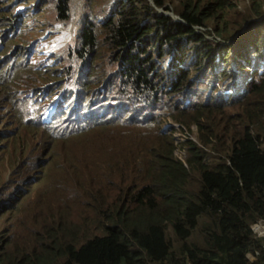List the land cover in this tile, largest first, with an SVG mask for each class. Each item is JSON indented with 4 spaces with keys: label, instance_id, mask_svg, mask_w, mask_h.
<instances>
[{
    "label": "trees",
    "instance_id": "16d2710c",
    "mask_svg": "<svg viewBox=\"0 0 264 264\" xmlns=\"http://www.w3.org/2000/svg\"><path fill=\"white\" fill-rule=\"evenodd\" d=\"M50 1L61 16L68 13L70 0ZM155 2L162 5V0ZM86 3L82 6L85 10ZM249 5L250 14L241 17L238 27L264 15V0H249ZM115 7L100 23L86 13L79 43L71 48L72 69L65 63L59 82L31 87L30 98L15 100L13 96L17 88L26 90L19 86L26 81L22 77L25 65H0V105L7 97L20 124L48 132L59 125L72 104L100 95L105 88L136 103L155 101L163 90L183 97L193 92L195 81L204 79L206 85L197 105L190 109L170 106L163 111L175 120L195 123L201 145L186 143L185 167L173 156L170 137L159 130L150 138L127 127L116 130L120 142L111 139L107 143L115 132L107 126L111 121L69 135L51 134L54 142L70 136L107 137L96 140L101 144L92 152L106 156L103 172L99 176L87 172L89 183L83 185L91 197L88 221L81 233L75 231L68 208V217L66 212L58 219L50 214L24 234L19 220L16 237L31 249L13 256L4 246L0 260L9 259L8 264H264V236L251 230L254 222L264 220V78L256 71L260 67L264 73V18L250 22L224 44L215 38L207 40L191 27L213 25L215 34L227 40L232 32L225 34L226 29L217 26L225 9L220 0L202 4L179 0L176 10L183 21L161 15L145 0H119ZM9 17H0V35L11 24ZM144 17L152 21H143ZM6 39L9 43L14 37ZM104 45L114 59L101 74L93 69L89 75V67L95 68L101 61L98 51ZM154 49L172 57L165 74L152 66L150 53ZM182 51L188 52L185 59L192 54L194 62L176 68ZM245 64L255 67L247 81ZM92 76L96 78L94 86H90ZM51 107L50 121L45 123ZM133 131L144 137L130 136ZM16 133L0 131V150L6 148L2 137ZM83 145L89 147L90 142L83 141ZM115 153H120V159L111 162ZM61 173L62 178L77 176L74 164L62 168ZM56 183L55 187L61 188V183ZM44 196L31 210L35 219L49 206L52 212L54 205H64L61 198L46 202ZM247 253L254 258H248Z\"/></svg>",
    "mask_w": 264,
    "mask_h": 264
},
{
    "label": "clouds",
    "instance_id": "9594fccd",
    "mask_svg": "<svg viewBox=\"0 0 264 264\" xmlns=\"http://www.w3.org/2000/svg\"><path fill=\"white\" fill-rule=\"evenodd\" d=\"M17 1L21 3L24 2V0H17ZM31 1L32 2L35 1L32 4V6H36L41 0H31ZM118 1L119 0H113L110 3L108 10L106 12H108L110 9H112L113 11V7L116 8L115 6ZM146 3L155 11H157L155 9V7H157L156 6L157 3L155 2V0L153 1L154 4H150L148 2ZM26 6L27 5H25V8L19 7L16 10V12L13 13V15L11 14L6 15L13 17L12 18L9 17V19H11V24L6 25L2 32L3 36L0 35V54L4 55V59L6 61L1 65L8 67L11 64L19 62L14 60V58L20 57L21 63L33 64L40 69V68L54 66L56 64V60H63L65 61V63H68L71 70L74 62L73 61L74 53L71 52V48H73L79 43L78 41L79 31L84 21V18L86 17V13L89 12L92 18L99 17L100 15L94 16V11L90 7H88L87 10L83 9L82 6L79 7L76 10L78 16L76 22V31L74 30L75 33L77 32V42L75 41L74 43H70L65 41L67 32L63 31L62 28L64 26V23L70 21L71 17L74 16L75 14L74 7L69 8L68 6L66 10L69 9L70 10L68 11V13H63V15L65 14L64 17L63 15L61 16V12L57 10L59 14V18L63 21V22H58L61 24V31L64 32L62 33L63 34V37L61 38L62 41H60L57 47H54L49 52L43 54L44 57L42 59H39L33 63L31 62V59H33V57L38 56L34 53L35 43L36 41L38 43L41 42L40 37L38 36L32 37L26 45H20L13 42L8 43L6 39V37L8 36L16 37L17 35H19V33L22 31L23 28L22 25L24 24V21L28 17L30 16L32 17L31 13L27 12ZM158 6L160 10L165 8V6L162 5H158ZM33 10H35V8H33ZM166 11H168V9L165 8L164 12ZM157 12L160 13L161 15L167 16L166 14L161 13L159 11ZM111 13L112 12L106 14V16ZM263 18L264 15L258 18H251L245 21L239 27L237 25L236 29L234 28V30H231L232 34L229 36L227 40H222L221 38H219L213 32V29L208 27L209 25L194 24L191 25V27L195 30V32L201 34L207 40L208 39L212 40L215 38V41H220L224 44H229L230 41L235 39L239 33L245 30V28L250 22L256 20L259 21ZM143 21L151 22L152 19L150 17H144ZM175 21H183V20L181 19L180 16V18L175 19ZM27 23L28 24L34 23L33 17ZM57 34L58 31H55L53 32L52 35L56 36ZM209 34L213 36H210ZM5 44H9L8 48L2 50V46H4ZM28 44L29 46L27 47ZM11 46L12 48L9 50V47ZM63 53H66L67 57L61 56V54ZM186 53L188 52L182 51L180 53L176 68H185L186 67L185 63L187 61L189 62V65L193 64L194 56L192 57L191 54L188 56L189 59H185ZM150 54H151L150 58L154 62L152 66H155V68L157 69L160 68L162 72L165 74V72L168 71L171 66V60H172L171 55L169 54L167 55L166 52L160 53L157 49H154L153 52H151ZM208 57L209 54L205 57L206 61ZM26 67L27 66L25 65V69ZM256 71L259 77L264 78V73L262 68L259 67L257 68ZM244 72L246 74V81H247L254 74L255 67L252 64H245ZM22 77L27 78L24 72ZM112 82L113 84L111 85V87L113 88V86L115 85V81L112 80ZM205 85L206 84L204 82V79H202L200 81H197V83L195 81V87L193 89V92L183 97H174L168 92L164 93L163 90L162 92L156 95L155 101H148L143 99L142 101L136 103H132L131 101L118 98L115 95L109 93L108 88H105L103 89L100 95L99 94L94 95L89 99H82L81 101L72 104L70 110L64 116L63 120L59 123L58 126L51 128L48 131V135L49 137L51 134L53 135L58 134L61 136L69 135L72 132H76L77 130H86L88 127L91 126L102 125V123L106 121H111L107 126H110L111 124H116L117 122H121L120 125L121 127L116 129L120 131H124L127 127H129V130H135L132 129L130 126H136L139 133L146 134L150 138H153L155 135V131L159 130L170 137L169 139L171 140L173 145V156L175 158H177V156L175 155V151L177 150L176 149L177 147H179L181 150L184 151V153L186 154L185 158L183 160L179 158L177 159L185 167H187L186 143L188 141H191L198 144L199 146L201 145V143L199 141L198 134L196 140L190 138L189 134H185L183 137L179 139V142H177L175 136L172 135V130L174 126L173 122L177 123L179 126L185 129L191 128L192 124H194L196 127L197 125L195 123L187 124L182 121L175 120V118L172 115L163 113V111L168 110L167 108L170 106H174V108H178V109L184 107L185 109H190L191 105L192 106L197 105L201 100V95L204 91ZM25 89L26 90L19 88L16 89V93L13 95L16 97L15 100L19 98L21 99L27 97L30 98L32 96V94L30 93L31 87ZM52 110L53 107H51L46 112L44 118L45 123H48L50 121L49 113ZM86 134L89 133L87 132ZM6 149L7 148L0 150V153ZM97 155L102 156L100 153H98ZM112 155L114 156V159L111 162L120 159V153H115ZM2 161L3 159L0 157V163ZM28 165H31V167H29ZM33 165H34L33 160H29V161L14 160L11 169L7 172V177L4 179L0 177V258L2 256V251H3L2 248L4 246L10 248L13 256L17 252L27 253L30 251L31 246H27L19 243V240L16 237V232L19 230L18 221L20 220L19 222L20 230L22 233L27 234L32 231L31 226L34 224V222L29 221L28 224L26 222L28 221L27 219L34 218L33 216H31V210L34 206H36V202L41 200L43 195H45L44 200L46 202H48L50 199L53 198H61V201L64 200L63 203L64 204L66 203L70 210L69 223L72 225L75 231L81 233V229L84 225V222L88 221L87 206L91 201V197L89 193L84 190V187H79L77 185V183L73 180L72 177L62 178L61 177L62 169L57 174L51 177L48 184L47 183L43 184L41 188H38L36 190L33 196H30L32 193V188L39 183V179H38L39 176H35V172H33L34 169ZM26 169H29V171H26ZM56 178L57 180H55ZM56 181H59V183H61V188L55 187L57 185ZM52 182L53 184L51 185ZM72 182L74 183V186L71 185ZM78 199H82V200L80 201ZM81 210H83L82 213H80ZM43 214L44 212L40 214L41 217ZM65 215L66 217H68V212H66ZM256 225L259 226V230H255ZM251 230L258 237L264 236V220L259 219L256 222H254L251 225ZM247 257L253 259L254 255H252L251 253H247ZM9 262H10L9 259L0 260V264H8Z\"/></svg>",
    "mask_w": 264,
    "mask_h": 264
},
{
    "label": "rangeland",
    "instance_id": "374dc122",
    "mask_svg": "<svg viewBox=\"0 0 264 264\" xmlns=\"http://www.w3.org/2000/svg\"><path fill=\"white\" fill-rule=\"evenodd\" d=\"M89 2L88 7H90L94 11L95 15H100L99 17L92 18V21H97L100 23L103 19H105L106 14L112 12L110 9L108 12V7L113 0H70L69 8L74 7L75 14L71 17L70 21L64 23L63 31L67 32L66 42L74 43L77 42V32L76 31V22L78 13L76 10L81 6H86ZM150 4H154V0H145ZM196 3L202 4L206 0H195ZM224 3L225 9L224 12L220 14L223 19L218 22L217 26L226 29V33L228 31L236 29L237 24L241 21V17H246L250 14V5L249 0H220ZM35 1L24 0L23 3L18 2L17 0H0V16L5 15H13L16 10L21 8H27V12L31 13L34 23L28 24L27 22L32 18L28 17L24 24L22 25V31L14 37V41H11L16 44L26 45L28 41L34 37L38 36L41 38V42L35 43V54L37 57H33L31 62H36L39 59H42L43 54L49 52L52 48L57 47L62 41V37L64 32L61 31V24L58 22H63L59 17L57 9L53 8L50 0H41L36 6H32ZM179 0H162V6H165L168 11L164 12L165 8L161 9L156 4L157 7L155 9L161 13L166 14L171 20H175L180 18V15L176 11V5ZM246 6L248 7L245 10ZM232 7V8H230ZM35 8V10H33ZM70 10V9H69ZM69 18V17H68ZM67 18V19H68ZM218 20V18H217ZM55 23V24H53ZM225 23V26H224ZM53 24V25H52ZM209 28L213 29V25H209ZM51 30V31H50ZM49 31V32H47ZM58 31L56 36H53V32ZM47 32V33H46ZM3 35V34H2ZM210 36H213L209 34ZM4 39V38H3ZM30 44V43H29ZM27 45V47L29 46ZM99 59L101 60L99 64L95 68L89 67V75H92V70L95 69L100 74L110 65L113 61L114 57L110 54L109 49L104 45L98 51ZM61 56H64L61 54ZM16 61H20V57L14 58ZM6 62L4 59V55L0 54V65ZM26 65V69L22 72L27 76L25 83L19 85L20 87H41L49 83H57L59 81V71L62 70V67L65 65V61L56 60V64L52 67L46 68H37L33 64H24ZM90 79V86H94L95 84V76H92ZM3 96H6V92L2 91ZM7 101L8 98L4 97ZM5 101L0 106V131L4 132V129H7L9 132H17L12 136L6 135L2 137V142L6 146V150L0 153V157L3 161L0 163V177L2 179L7 177V172L11 169L14 160H33V172H35V176H39V183L36 184L32 188V193L30 196H33L38 188L45 183L48 184L49 180L52 176L57 174L62 168L72 165H75V169L77 172V176L73 180L77 183L79 187H83V185H87L89 183V175L87 172L92 173L94 176H99L103 169L101 167L103 159L106 156H97L93 154V149L101 144L100 141L96 140H107V137H96V136H86V138L82 136H70L63 140L56 139V141H51L48 135V132L42 130L32 124H28L27 126H23L17 120L14 109ZM12 123V124H11ZM173 130L172 135L175 136L177 142L179 139L183 137L185 134H189L190 138L196 140L198 130L197 127L192 124L191 128H183L179 126L177 123L173 122ZM121 122H117L116 124H111V127H114L115 132L110 134L109 139L105 141V143L112 141H118V137L115 135L119 132L116 131L117 128L121 127ZM131 128H137L136 126H130ZM130 136H138L136 131L130 133ZM138 137H144L143 135H139ZM83 141L90 142L89 147H85L83 145ZM93 144V145H92ZM92 146V147H91ZM91 147V148H90ZM90 148L89 150H87ZM175 155L177 158L183 160L186 156L183 150L179 147L176 148ZM122 157L124 155V151L121 152ZM32 159V157H34ZM26 158V159H25ZM57 180V178L55 179ZM53 182L51 183V185ZM50 185V186H51ZM71 185L74 186L72 182ZM82 200V199H78ZM68 209V205L65 203L64 205H54L52 212H50V207L45 209L43 212V216H37V218H29L26 222L29 221L34 222L36 226H39L41 220L43 218H48L50 214L53 215L56 219L60 218ZM83 210L80 211L82 213Z\"/></svg>",
    "mask_w": 264,
    "mask_h": 264
},
{
    "label": "built area",
    "instance_id": "2783aa9c",
    "mask_svg": "<svg viewBox=\"0 0 264 264\" xmlns=\"http://www.w3.org/2000/svg\"><path fill=\"white\" fill-rule=\"evenodd\" d=\"M255 230H259V226L256 225V226H255Z\"/></svg>",
    "mask_w": 264,
    "mask_h": 264
}]
</instances>
